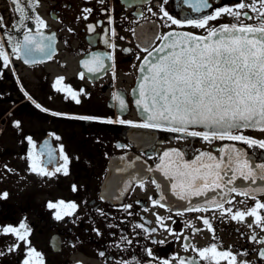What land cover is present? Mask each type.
<instances>
[{"label":"flooded vegetation","instance_id":"flooded-vegetation-1","mask_svg":"<svg viewBox=\"0 0 264 264\" xmlns=\"http://www.w3.org/2000/svg\"><path fill=\"white\" fill-rule=\"evenodd\" d=\"M31 2L21 0L25 14L32 17L21 28V13L14 0H0V45L9 56L6 67L0 60V264H23L25 259L30 264H180L182 259L205 264L197 250L212 244L218 251H230L236 256L235 264H264L260 255L264 251V228L254 224V217L246 216L241 222L233 221L227 212L222 217L221 209L215 207L208 211L188 210L204 207L211 199L222 200L223 189L196 196L195 203L179 209L160 203L150 179L131 184L119 194L128 183L113 178L106 193L101 190L108 159L121 154L135 153L152 165L161 151L171 147L184 153L186 160L200 152L219 159L223 154L219 149L235 147L254 162L264 164V148L258 144L249 146L242 141L219 139L208 142L200 137L179 139L181 133L162 128H131L137 132V147L126 136L128 129L138 124L130 112V92L147 50L159 45L158 37L169 31L207 35V29L171 25L161 9L183 22L199 19L222 6H235L240 0H209L212 8L199 13L191 7L194 0H38L35 8L29 7ZM244 2L251 4L252 0ZM244 11L256 16L248 9ZM35 16L45 22L43 34L54 36L53 51L51 58L34 53L35 62L25 63V57L14 53L13 46L29 29L36 34ZM232 23L236 21L231 16L223 15L209 25ZM95 55L103 60L104 68L93 74L82 62ZM80 72L85 73L83 79L79 78ZM60 77L64 79L57 85ZM73 81H79L83 89L78 96L93 99L95 107L81 113L67 110L73 99L57 88L70 86L73 90ZM117 95L125 102L123 110L114 99ZM75 116L118 117L133 124L104 123L111 128L106 138L95 132V126L89 127L101 125L93 123L97 121ZM74 123L81 124L73 126ZM234 134L264 141V130H239ZM92 137L96 142L90 141ZM46 144L55 157L52 163L46 162ZM61 145L69 158L67 175L61 171L44 176L38 170L32 171L34 162L49 172L62 166ZM101 145L113 147L105 161ZM42 151L44 155H40ZM118 172L114 169L115 176ZM228 199L231 203L224 201L225 209L232 208L233 213L247 211L257 201L264 203V193H255L253 198L232 192ZM60 201L65 205L74 203L76 208H67ZM49 204L57 206L51 208ZM57 213L62 219H56ZM259 213L264 217V209ZM204 218L209 219L211 230L203 224ZM21 224L27 226V242L3 231L15 228L23 234ZM30 248L39 256H29ZM101 252L104 256L99 255ZM217 259L219 264H228L226 259Z\"/></svg>","mask_w":264,"mask_h":264},{"label":"snow or ice","instance_id":"snow-or-ice-1","mask_svg":"<svg viewBox=\"0 0 264 264\" xmlns=\"http://www.w3.org/2000/svg\"><path fill=\"white\" fill-rule=\"evenodd\" d=\"M14 2L17 11L21 13L18 23L23 28L26 26L25 22L32 17L25 14V8L21 7V0H14ZM37 2L38 0H32L29 7L35 8ZM191 7L199 13L212 8V4L209 0H194ZM245 9L255 13L256 16L249 15V11H244ZM161 11L171 25L186 24L194 28L207 29V35L198 36L188 32L169 31L158 37L161 44L152 50H147V55L140 67L143 75L136 90L138 98L135 103L142 110L144 121L133 124L131 121L119 119L115 122L133 124L134 127L140 128H163L181 133L179 139L200 137L208 142L214 139L242 141L249 146L258 144L260 148H264V141L258 142L244 135L234 134L247 128L264 130V0H252L251 4L240 0L235 6H222L199 19H187L183 22L174 19L167 11L163 9ZM223 15L231 16L236 23L218 27L209 25L210 21H215ZM84 18L87 19L86 16ZM34 19L37 25L36 34L33 35L29 29L23 33V39L16 41L13 46L14 53L25 57V63L30 60L35 62L34 53H41L51 58L53 51L51 42L54 36H45L42 31L46 27L45 22L39 16H35ZM253 19L257 23H245V20ZM89 29L94 30L91 25ZM45 41L49 43L46 44ZM105 43L108 41L105 40ZM0 60L5 67L9 64V56L2 45H0ZM82 64L88 72L93 74L104 68V62L98 55L92 56L91 60H84ZM84 75V72H80L79 78L83 79ZM63 79V77L58 78L56 84H60ZM57 91H66L77 104L81 102L78 93L70 86L63 89L57 88ZM80 93H83V89ZM114 99L119 102V107L123 110L124 100L119 95ZM37 107L40 106L37 105ZM77 118L89 119V117ZM105 122L113 123L114 121L107 119ZM196 127H203L208 131L194 130ZM55 138L60 139L58 136ZM29 141L31 142L30 138ZM45 148L47 149L46 162L52 163L55 159L54 154L50 148H47V144ZM219 151L224 153L219 159L211 153L200 152L188 161L184 159V153L180 150H168L163 153L159 167L165 176L175 181L172 188L181 199H186L190 195L205 196L208 192L221 189V183L225 185L222 190V200L211 199L206 202V206L191 207L189 211H208L215 207L221 209L222 217L227 212L231 214L233 221L242 222L246 216H251L255 218L254 224L257 227L264 228V217H261L259 213V210L264 209V203L257 201L247 211L237 210L234 213L232 208H224V201L231 203L228 194L237 192L235 187H227L234 183L237 173L246 180L252 179L253 182L255 174L247 160L243 158L244 154L240 149L228 147L227 150L221 148ZM40 155H44V152L42 151ZM60 158L64 164L56 167L54 172H49L45 167H38L35 162L32 165V171L38 170L39 174L44 176H51L61 171L67 175L69 158L64 154L62 145ZM258 167L261 170L260 179H264V164ZM229 173L232 175L229 176ZM225 177L228 178L225 180ZM73 191H76L75 186ZM256 192L264 193V188H257L251 192L243 191L242 194L245 197L255 198ZM3 195L6 197L7 194ZM60 204L65 205V202L60 201ZM56 206L49 204L51 208ZM65 206L70 209L76 208L74 203H68ZM126 207L130 208L131 205ZM56 219H62L59 213ZM203 224L208 226L209 230L212 229L209 219L204 218ZM137 227L143 226L137 225ZM20 228L25 230L23 234L15 228H5L3 231L15 234L19 241L27 242V226L21 224ZM253 239L256 238L253 237ZM261 242L264 243V241ZM197 251L205 264H219L217 258L228 260V264L236 262V256L230 251H218L216 244ZM28 255L38 257L39 253L30 248ZM99 255L104 256V253L101 252ZM148 255H151L150 251ZM260 255L264 257V251ZM23 264H30V260L25 259ZM180 264H196V262L194 260L186 262L182 259Z\"/></svg>","mask_w":264,"mask_h":264},{"label":"water","instance_id":"water-1","mask_svg":"<svg viewBox=\"0 0 264 264\" xmlns=\"http://www.w3.org/2000/svg\"><path fill=\"white\" fill-rule=\"evenodd\" d=\"M160 44L158 46H160ZM149 59H151V57H149ZM143 62H144V58L141 60L138 66L136 82L131 91L132 105L134 107L136 117L142 122L144 121V116L142 114V110L137 107L135 101L138 98V92L136 90L138 89L140 78L143 75L140 72V67ZM196 128L202 131H208V129H205L203 127H196ZM247 129L257 130L259 128H247ZM136 135L137 132H133V131L127 134V136L132 140L134 137H136ZM169 150H173V149H169ZM162 157H163V153L160 156V161L156 163L153 167H150L143 159L135 155L112 157L108 162L107 175L103 181L102 189H101L102 193H106V189L113 180V178L122 179L123 181L130 184L137 181L145 180L147 177H150L153 184L156 186L157 192L159 194V201H162L164 204L172 208H182L189 204L195 203L194 199L197 198L194 195H190L186 199H181L180 196L176 194L175 190L172 188V185L175 181L171 177L165 176L164 172L159 167L161 165ZM243 158L247 160L248 164L251 166L252 172L255 174L254 182L252 179H247V180L244 179L239 175V173H237V178L234 181V183L231 185H227V187L228 188L235 187L237 189V192H243V191L251 192L257 188H264V181H262L263 179H260L261 170L258 167L261 164L254 163L250 157L246 156ZM115 168L120 169V171L116 174L117 176H115L114 174ZM231 175L232 173H229V176ZM224 188L221 187V189L219 190H222Z\"/></svg>","mask_w":264,"mask_h":264},{"label":"rangeland","instance_id":"rangeland-1","mask_svg":"<svg viewBox=\"0 0 264 264\" xmlns=\"http://www.w3.org/2000/svg\"><path fill=\"white\" fill-rule=\"evenodd\" d=\"M28 76H29V74H28ZM79 84H80L79 81H73V91H75L77 93L80 92V90L82 88H81V86ZM78 98L80 99L81 102L79 104H77L73 100L72 101V104H69L68 105L70 107L67 108V110H71V111L73 110L76 113H81L83 111L90 110L91 107H95V104H93L94 103V100L93 99H87V96L82 97V95L78 96ZM95 103H96V100H95ZM100 108H102V106ZM89 117H91V116H89ZM97 118H105V117L104 116H100V117H97ZM93 123H97V124H101V125L89 124V127H94L95 126V132L97 134L104 135L106 138H108V132H109V129H111V128L109 126H104L103 125L104 123H98V122H93ZM61 124L62 125H65L64 123H61ZM80 124L81 123H74L73 126H78ZM90 141L91 142H96V140L94 139V137H92L90 139ZM98 145H100V139L98 140ZM100 147L102 149V156L101 157L103 158V161H105L106 160V157H108V155L113 151V147L112 146H103L102 147V145ZM93 153H95V151ZM73 154L74 155H77V153L74 152V151H73ZM91 154H92V151H91ZM90 182H91V186H93L94 180L92 178L90 179Z\"/></svg>","mask_w":264,"mask_h":264}]
</instances>
